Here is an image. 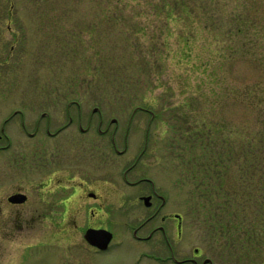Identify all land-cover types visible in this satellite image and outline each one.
I'll use <instances>...</instances> for the list:
<instances>
[{
    "label": "rangeland",
    "instance_id": "1",
    "mask_svg": "<svg viewBox=\"0 0 264 264\" xmlns=\"http://www.w3.org/2000/svg\"><path fill=\"white\" fill-rule=\"evenodd\" d=\"M237 21L249 29L236 33ZM23 99L27 115L47 109L52 125L81 113L86 127L98 109L102 125L118 126L119 150L128 127L121 156L103 137V183L135 202L126 180L155 179L167 205L184 213L185 258L198 248L214 264H264V0H0V103ZM82 136L74 122L59 143L42 132L24 146L77 153L83 145L70 140ZM127 165L135 166L125 178ZM34 236H24L32 245L24 264L66 261L53 241ZM131 240L68 251L98 264H159Z\"/></svg>",
    "mask_w": 264,
    "mask_h": 264
},
{
    "label": "flooded vegetation",
    "instance_id": "2",
    "mask_svg": "<svg viewBox=\"0 0 264 264\" xmlns=\"http://www.w3.org/2000/svg\"><path fill=\"white\" fill-rule=\"evenodd\" d=\"M24 101L27 100L12 107L0 103V264L26 262L30 256L26 255V250L32 245L24 242V236L30 231L35 233V242L41 238L51 240L62 250L60 252L66 253L67 259L61 264H98L93 259L84 261L81 251H68V246L77 242L94 251L105 252L114 239L115 244H121L128 238L137 245H144L142 256L159 264H214L208 257L200 259L198 248H193V257L185 258L184 213L167 205L168 197L158 189L155 179L141 175L126 180L128 186L134 188L135 202L124 200L118 186L104 185L103 137L109 133L113 152L121 156L127 148L128 127L124 149L119 150L115 142L118 126L102 125L101 112L97 118L93 117L98 109H92V113L85 116L86 127L82 126L81 113L76 119L68 116L63 125H52L49 110L27 115L24 107L28 105ZM29 101L31 107L44 106L40 99L30 98ZM72 101L66 100L67 111ZM74 122L84 137L70 140L83 145L77 153L70 152L69 148H62L63 152L50 150L35 142L33 152L24 146L26 139L32 140L42 132L54 143H59L64 140L62 133ZM146 145L147 142L137 153V160L146 152ZM134 166L127 165L122 176L126 178ZM144 198H148L146 202ZM111 227L115 228L116 235ZM106 232L111 235L107 243ZM32 256L36 258L37 255Z\"/></svg>",
    "mask_w": 264,
    "mask_h": 264
},
{
    "label": "trees",
    "instance_id": "3",
    "mask_svg": "<svg viewBox=\"0 0 264 264\" xmlns=\"http://www.w3.org/2000/svg\"><path fill=\"white\" fill-rule=\"evenodd\" d=\"M236 24V33H240L242 32V30H248L250 27V24H247V21L245 22H241V21H237ZM252 24H253V29L256 30V29H259V26H260V21L259 20H253L252 21ZM230 36H231V33H230ZM228 39H232V37H228ZM225 42L222 40L221 43H219V47H218V50H217V55L218 57L220 58H223L224 54V48H225ZM260 61V60H259Z\"/></svg>",
    "mask_w": 264,
    "mask_h": 264
},
{
    "label": "water",
    "instance_id": "4",
    "mask_svg": "<svg viewBox=\"0 0 264 264\" xmlns=\"http://www.w3.org/2000/svg\"><path fill=\"white\" fill-rule=\"evenodd\" d=\"M147 199H148V198H144L145 202L147 201ZM146 204H147V203H146ZM107 233H108V232H106V236H105V238H106V239H105V242H106V243H107V242L109 241V239L111 238V235H110V234L108 235Z\"/></svg>",
    "mask_w": 264,
    "mask_h": 264
}]
</instances>
